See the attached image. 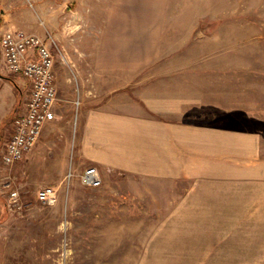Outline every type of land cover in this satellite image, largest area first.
<instances>
[{"label": "rangeland", "instance_id": "rangeland-1", "mask_svg": "<svg viewBox=\"0 0 264 264\" xmlns=\"http://www.w3.org/2000/svg\"><path fill=\"white\" fill-rule=\"evenodd\" d=\"M9 28L44 38L66 77L85 79L91 59L116 58L114 72L130 81L104 99L91 95L90 104L140 101L143 87L133 82L168 72L196 95L190 105L200 112L192 120L258 131L264 145V0H0V34ZM150 55L155 59L142 65ZM5 77L23 87L24 76L11 73L0 52V264H199L197 257L133 256L153 249L148 239L158 216L135 207L150 196L136 194L138 177L112 172L87 186L80 174L91 165L82 164L69 182L65 175L56 203H41L36 192L45 184L18 167L22 160L3 162L5 128L29 97ZM76 121L75 114V128ZM12 188L20 206L9 210Z\"/></svg>", "mask_w": 264, "mask_h": 264}, {"label": "crops", "instance_id": "crops-1", "mask_svg": "<svg viewBox=\"0 0 264 264\" xmlns=\"http://www.w3.org/2000/svg\"><path fill=\"white\" fill-rule=\"evenodd\" d=\"M154 59L150 55L141 63ZM91 61L88 80L81 74L66 77L55 63V116L18 167L32 174L35 182L58 188L68 170L77 173L82 164L96 166L103 178L112 172L138 177L136 194L150 196L149 201H136L135 207L153 209L158 216L148 239L153 249L145 247L133 256L197 257L199 264H264L262 135L192 120L200 112L198 104L192 108L193 95L179 83L182 79L168 72L133 82L136 89L143 87L140 101L116 103L109 98L90 104L96 101L91 95L104 99L130 81L114 72L120 66L116 58ZM168 74L166 83L158 82ZM149 80L153 82L142 85ZM4 81L24 95L30 91L26 77L23 87L19 79ZM14 118L5 128L10 134ZM118 204L120 208L127 202Z\"/></svg>", "mask_w": 264, "mask_h": 264}, {"label": "built area", "instance_id": "built-area-1", "mask_svg": "<svg viewBox=\"0 0 264 264\" xmlns=\"http://www.w3.org/2000/svg\"><path fill=\"white\" fill-rule=\"evenodd\" d=\"M0 52L4 66L11 73H20L30 82L29 97L25 110L13 120V129L4 144L3 162L11 165L21 160L26 153L37 144L44 125L51 121L54 105L57 100L55 82V54L50 44L42 37L24 30L7 29L0 34ZM81 103V93L76 89L74 104L78 109ZM73 175L68 170L65 181L69 182ZM83 184L98 186L101 175L94 165L88 166L80 174ZM11 182L6 186L10 187ZM59 188L56 185L41 186L37 192V199L46 205L56 203ZM19 192L10 189L7 208L19 207Z\"/></svg>", "mask_w": 264, "mask_h": 264}, {"label": "trees", "instance_id": "trees-1", "mask_svg": "<svg viewBox=\"0 0 264 264\" xmlns=\"http://www.w3.org/2000/svg\"><path fill=\"white\" fill-rule=\"evenodd\" d=\"M6 78H8V77H6ZM10 80H12L11 78H9ZM15 85H16V87H17V84L16 83H14Z\"/></svg>", "mask_w": 264, "mask_h": 264}]
</instances>
